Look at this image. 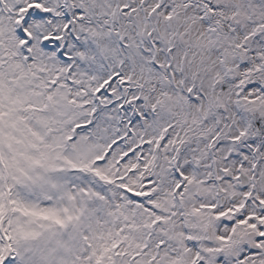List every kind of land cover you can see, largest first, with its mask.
I'll return each mask as SVG.
<instances>
[{"label":"snow or ice","instance_id":"obj_1","mask_svg":"<svg viewBox=\"0 0 264 264\" xmlns=\"http://www.w3.org/2000/svg\"><path fill=\"white\" fill-rule=\"evenodd\" d=\"M0 264H264V0H0Z\"/></svg>","mask_w":264,"mask_h":264}]
</instances>
